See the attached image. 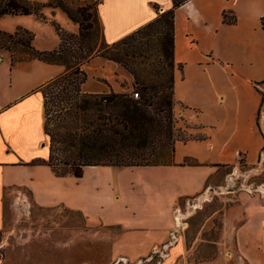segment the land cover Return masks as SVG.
Here are the masks:
<instances>
[{
    "label": "crops",
    "instance_id": "1",
    "mask_svg": "<svg viewBox=\"0 0 264 264\" xmlns=\"http://www.w3.org/2000/svg\"><path fill=\"white\" fill-rule=\"evenodd\" d=\"M98 1L101 33L109 44L153 20V4L160 12L171 7V0ZM43 13L65 30L78 32V24L60 8L48 7ZM263 16L264 0H187L174 10V115L177 127L188 133L186 140L175 143L172 162L166 165H95L85 166L78 178L56 175L43 162L48 138L40 89L66 68L38 59L11 64L6 55L0 63V264L21 262L25 255L36 264H63L65 256L85 249L71 244L69 231H49L46 247L12 254L2 240L12 235L4 231L5 202L82 213L83 233L91 234L97 246L89 259L83 252L77 255L76 264H264L260 197L239 194L240 213L233 216L227 210L217 241L207 233L214 213L200 217L197 210L184 214L182 209L195 198L207 200L199 197L205 193L226 197L229 168L237 159L264 155ZM17 27L34 34L32 45L39 51L60 45L54 26L36 15L0 18V31L13 33ZM83 69L87 79L81 89L87 93L126 92L132 82L123 67L101 56ZM136 167L149 169L143 176ZM88 172L92 178L83 182ZM101 173L109 181H102ZM121 174L135 176L138 185L121 183ZM208 243L218 246L215 255ZM197 254L211 257L195 262L192 255ZM154 255L157 262H151Z\"/></svg>",
    "mask_w": 264,
    "mask_h": 264
},
{
    "label": "trees",
    "instance_id": "2",
    "mask_svg": "<svg viewBox=\"0 0 264 264\" xmlns=\"http://www.w3.org/2000/svg\"><path fill=\"white\" fill-rule=\"evenodd\" d=\"M185 1L171 0V7L161 13L153 4L157 10L153 20L109 44L101 33L98 0L80 1L75 10L61 0L46 3L0 0V18L33 14L45 19L40 10L55 7L78 24V32L71 33L53 22L60 45L52 51L35 49L34 34L25 28L17 27L13 33L0 31V48L9 52L11 64L38 59L66 68L65 73L40 89L44 132L48 138V157L43 162L56 175L78 178L85 166H147L172 162L175 143L187 139L176 125L173 95V17L174 10ZM261 23L264 29V16ZM95 56L114 61L132 74L133 92L82 90L87 79L83 66ZM152 56L155 59L148 64ZM146 63L150 66L147 78L140 79L135 67ZM151 71L158 76L157 81L150 78ZM134 92L137 97L133 96Z\"/></svg>",
    "mask_w": 264,
    "mask_h": 264
},
{
    "label": "rangeland",
    "instance_id": "3",
    "mask_svg": "<svg viewBox=\"0 0 264 264\" xmlns=\"http://www.w3.org/2000/svg\"><path fill=\"white\" fill-rule=\"evenodd\" d=\"M66 6L71 8L72 10H75V7H77L80 4L79 0H61ZM38 3V2H36ZM44 7L41 11V13L46 17L45 19L37 17L42 22H46L53 25V21L49 20L48 16H46L43 11ZM161 13L160 11H158ZM99 39V36H98ZM97 39V43L99 44V41ZM6 55L9 57V52H5ZM16 56V54H13ZM152 59H155V56L150 57L149 60H147L148 64L152 61ZM16 63V62H15ZM121 66V65H120ZM122 67V66H121ZM150 66L146 64L139 65L135 67L137 74L139 78L144 79L147 78V70H149ZM125 69V68H124ZM126 70V69H125ZM127 71V70H126ZM128 72V71H127ZM129 73V72H128ZM130 74V73H129ZM153 74V75H152ZM152 75V76H151ZM132 77V82L129 85V90L126 92H133L134 88V78L132 74H130ZM150 78H154L153 80L157 81V77L155 76V73L153 71L149 74ZM121 85H125V82H121ZM188 131L185 133L183 132L184 136H187ZM234 167V168H232ZM149 167H136L135 172L139 174L138 172L142 171L143 173L141 175L145 176V171L148 170ZM230 176L228 181V190L226 197L223 195L218 196L217 193L203 194L202 196H199L201 199L206 198L204 202H197L198 198H195L193 200H190L188 205H182L183 213L189 211L197 210V215L200 217H205L207 215H210L214 213V217L212 219L211 228L208 229L207 233L208 236L212 239V241H217L221 228H222V219L223 215L225 216L227 210L229 211L230 215H237L240 213V210L238 209L237 204L239 206L241 205V201H243V197L240 196H253V197H260L264 202V155L260 159L256 160H250L247 159L244 156H241L237 159V162L235 165H232L230 168ZM89 172L84 175L83 182H87L92 178L90 176ZM133 178L130 179L124 174L120 175L119 181L125 184H136L138 185V180H135V176H132ZM100 178L102 181H109L110 176L107 173H101ZM224 198V199H223ZM199 204V207L195 208L190 205H197ZM236 205V207H235ZM73 210V209H71ZM215 211V212H214ZM4 231L12 232V235H10L9 238L2 239L4 246L10 249V252L13 254L16 252L15 249H21V248H35L38 247L39 249L42 247L47 246V240L45 237V233L49 231H69L71 236V244L72 243H80L82 248H85L81 253L82 255H85L86 259H89L90 257H93L94 253V247L97 246L94 242L95 239L93 236L89 233H83L85 229L83 228L84 224V217L82 213H75V211H69L68 209H61L59 212H55L51 209H44L40 208L34 205L25 206L21 203H12V205H9L8 202H5L4 206ZM210 226V225H209ZM84 229V230H83ZM82 234H79L81 233ZM75 233V234H72ZM20 234V235H16ZM210 246L208 249L213 250V255L217 253V245L208 243ZM25 253H28V251H25ZM39 253V252H38ZM81 253H73V256H65V261H63V264H67V261L69 259H75L78 256H81ZM11 254V255H12ZM211 254V253H210ZM13 256V255H12ZM23 260L21 262H17L14 264H36L35 261H29L28 255L22 256ZM33 257H36V255H33ZM45 258V256L43 255ZM195 262L201 261L202 259H205V257H211V255H203V254H197L192 255ZM224 257L228 258L226 259L229 263L231 262V258H229L228 255H224ZM19 258V257H18ZM68 259V260H67ZM77 260L73 262L72 264H76L78 262ZM18 260V259H17ZM21 260V257L20 259ZM158 255H154L151 259V262H157ZM150 263L149 261H147ZM69 263V262H68ZM116 263V262H115Z\"/></svg>",
    "mask_w": 264,
    "mask_h": 264
},
{
    "label": "built area",
    "instance_id": "4",
    "mask_svg": "<svg viewBox=\"0 0 264 264\" xmlns=\"http://www.w3.org/2000/svg\"><path fill=\"white\" fill-rule=\"evenodd\" d=\"M5 59H6L5 51L2 48H0V63L3 62ZM137 95L138 94L136 92L133 93L134 97H137Z\"/></svg>",
    "mask_w": 264,
    "mask_h": 264
}]
</instances>
